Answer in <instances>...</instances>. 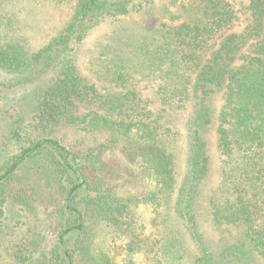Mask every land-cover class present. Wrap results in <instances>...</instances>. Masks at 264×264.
Listing matches in <instances>:
<instances>
[{
  "label": "trees",
  "instance_id": "trees-1",
  "mask_svg": "<svg viewBox=\"0 0 264 264\" xmlns=\"http://www.w3.org/2000/svg\"><path fill=\"white\" fill-rule=\"evenodd\" d=\"M22 1L0 0L6 264H186L189 245L188 264H264V0H77L37 49L14 30ZM101 29L104 84L80 60ZM101 225L116 255L93 247Z\"/></svg>",
  "mask_w": 264,
  "mask_h": 264
},
{
  "label": "rangeland",
  "instance_id": "rangeland-1",
  "mask_svg": "<svg viewBox=\"0 0 264 264\" xmlns=\"http://www.w3.org/2000/svg\"><path fill=\"white\" fill-rule=\"evenodd\" d=\"M166 1V0H164ZM77 0H25L22 1L23 8H26L23 10V12L20 15L19 24L15 27V32H20L21 34L25 36L27 39V43L31 48L37 49L42 44H44L49 37H51L56 29H58L61 25H63L69 16L71 15V11L73 10L75 3ZM12 5L9 3L3 6V9L1 10L2 14L5 16L11 14L12 12ZM240 15V20L237 22L236 26L233 28L234 31L240 32L244 29L246 24V18L245 16ZM5 32H8L6 28L3 29ZM106 32V29H101L96 31L91 37V41H88V43L83 47L81 51V69L87 77H89L91 80H94L95 82H99V84H104L105 79L99 75L97 71L100 70L98 65V55L99 52L97 49V39L100 40L102 35H104ZM94 40V41H93ZM106 85L107 82H106ZM142 87V86H141ZM146 95H153V91H145ZM185 112L183 111L182 116H185ZM181 126V124H178ZM3 129L0 128V135L3 134ZM2 138H0V144L2 142ZM181 150H184V141L181 140L180 142ZM214 152L216 155L217 152L214 148ZM219 156V155H218ZM183 159V158H182ZM217 163L216 166L219 165L220 159L218 162L217 157H215ZM31 182H33V179H30ZM218 184V177H212L211 181L208 184L207 192L211 191V188ZM139 214L145 221H148L151 218V212L150 209L146 206H141L138 209ZM54 215V209L50 206L42 205L41 207H38L36 212L34 214L27 213L25 215V219H22L21 227H24V230L27 232L28 230L34 229V227H37L40 221H47L48 219L52 218ZM1 221V219H0ZM25 222L27 225H24ZM168 223V222H167ZM171 225V224H170ZM99 227V228H98ZM96 230L95 235V246H93L98 252L106 251L111 252L113 251V255L117 254V250H115V247L120 246L123 243V240H120L117 238L115 234L112 233V230L107 228L104 225L98 226ZM203 228L205 229V233H207L209 237V241L212 243H216L217 240L220 238L218 232L211 226L210 223L205 220L203 222ZM159 229H163V227H159ZM30 230V231H31ZM29 232V231H28ZM13 238H17V236H12ZM9 236H2L0 235V242L10 241ZM56 239V236H50L48 239L47 246L51 243H53ZM4 243V244H5ZM190 242L188 243V245ZM190 250L188 252V255L185 257L184 262L186 264L189 263V259L192 253V246L189 245ZM7 248L6 244L4 246L1 245L0 247V264H6L9 262L10 252L5 251ZM118 249V248H117ZM191 251V253H190ZM118 252H121V249L118 250ZM139 262L142 261L141 257L139 256ZM140 264H146L145 262H141Z\"/></svg>",
  "mask_w": 264,
  "mask_h": 264
}]
</instances>
